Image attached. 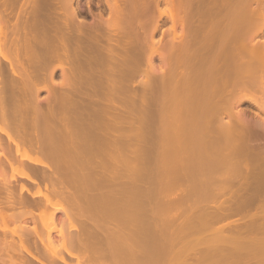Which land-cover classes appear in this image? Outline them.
Masks as SVG:
<instances>
[{
    "label": "bare ground",
    "instance_id": "bare-ground-1",
    "mask_svg": "<svg viewBox=\"0 0 264 264\" xmlns=\"http://www.w3.org/2000/svg\"><path fill=\"white\" fill-rule=\"evenodd\" d=\"M74 1L75 0H23L22 4L17 6L19 4L18 2V4L16 3V5L13 7V5L15 4V0H0V9L2 8L0 12L1 11L3 12V13L1 12L2 14H0V21H3L4 23H6L5 19H3L4 17H6L7 21L10 22L9 28L7 24H5L6 25L5 28H8L10 31V35H9L10 39H8L9 42H7V44L9 45L8 47L10 49L9 50L10 57L7 56L8 54L5 55L6 52L3 53V50L1 47V40H0V57L2 56V58L8 62L7 69H9L8 70L9 73L13 77L14 76L18 77V78L10 77V79L9 77H7L8 78L7 80L9 81H7L6 84L9 83L7 87H8V90L10 89L8 91L4 85L5 82L3 83V79L5 81L6 78H4V76L0 72V103H1V106L6 109V111L4 112L5 115L2 114L3 116L2 118H4L5 116L6 119H9L10 117V112L7 109V107L3 105L4 104L3 101L5 100L6 101L10 100L11 102L22 101L25 103L26 107L24 104L22 107V109L25 107V113H23V111H21V109L19 108L20 111L18 112L19 113L18 117L22 119H21L20 125L17 124L19 128V129L17 128V130H21L22 128L20 129V127H23V125L24 126L28 125L27 128H31L32 130V131L31 130L30 131L28 130V131L30 133H33V137H31L32 134H29L28 132L23 133L24 139L28 135H30V138L28 136L25 139V140L28 139V144H27L29 146L28 148L30 149V151L34 150L37 153L40 152L43 156L42 155L41 157H39V155L31 156L30 151H28L30 155L27 154L26 152L27 162L22 166L23 168H22L20 175H21V178L26 179L24 182H27L28 180L30 183L37 185L40 181H42L43 186H44V191L42 192L43 194L41 193L44 198L43 199L42 196H37L38 194L36 193V191H31L30 190L31 188H29L28 185L22 181L19 182L17 180L18 182L13 184L12 181L8 182L7 180H5L6 183L7 182L8 183L6 185L2 184L4 183L3 182L4 179L2 175H0L2 177V180L0 182L1 184L0 185V208H1L0 215H5L7 211L4 214H2V212H4L5 210H8L11 219L20 220V219H24L26 216H31V220H33V222L31 223L32 224L31 226H29L28 224H25L23 225L24 226L23 227L21 225L26 233L30 232L32 233V235H30L29 233L27 236L25 235L26 234L25 233L23 234L24 236L23 235L18 236L17 240H18L19 245L13 239L7 240L6 238L5 239L0 238L1 239L0 243L3 247L4 246L7 247L8 245L10 248H12L14 247L12 246V244L14 245L16 243L18 246H21V249L24 251L20 255L17 254V256L19 255L18 260L16 259L17 258L16 256H14L16 257L14 258L13 256L9 257L5 255L7 256L6 258H9L8 260L9 262L8 261L6 262L7 259L3 258V256L0 255V264L2 263H5V264H58V263L64 264L65 263L67 264L68 260L66 261L65 257L62 256V254L60 253L56 254L55 253L56 251L52 253L55 247L51 249L48 245H46V244L53 243L51 239L53 240L54 238L48 239V236L50 238L51 234L46 233L47 235L49 234L48 236L47 235L44 236L47 238L40 237L41 235L39 232V227L37 228L36 226L37 224L34 220L35 217L32 212L33 208L38 206L39 201L40 203L42 202L41 205L53 204L55 203V199L63 197V199L66 198V200L68 199L73 203L72 206H70V208L73 207L74 205V207H76L80 211L84 210V213L85 211L86 212L91 211L92 208H94L93 210L95 211L96 210L99 211L97 209L98 204H100L98 197L96 199L98 200L97 202H99L98 204L97 202H93L94 201L93 199H92L93 201H90L92 202L91 204L90 202H86V201L84 204V202H81L80 199L79 201L77 200L78 197L76 198V196L79 195L78 193H81V192L84 193L83 191H85L86 189L83 190L84 189L83 185L86 186L85 184H87L86 181H85L86 183L83 182L84 180L81 181L82 177L80 176L81 177L80 178L79 175L83 173L82 171L84 170L85 167L87 168L90 166V164H88L87 162L86 163L88 164V166H86L87 164L85 163V161L87 159L84 160V158L82 157L84 154L86 155L88 154L89 157H91L90 156L91 154L96 156L102 151L101 150L102 149V146H101L102 135L100 134L101 127L99 128V126L101 125L100 123L101 120L99 119L101 115L108 116L107 114H109L108 112L110 109L108 106L109 104L108 102H110L111 99L112 100L113 98L115 99L116 96H122V97L126 96V93H128V95L134 94V89L130 85L125 84L124 80L126 81V78H127L126 76L128 75L131 76L132 72L135 73V71L137 70L139 72V70L141 71V69L143 70L147 69L154 75L153 79H151L152 81L150 83L148 82L147 83L148 85L142 86L139 92L141 93L147 92L149 93L150 96L152 95L153 97L152 99H155V100L157 99L158 95H159L158 99L164 96V99L162 100L164 105H163V108L161 109L163 111H162V114H160L162 118L159 117V120L162 121V123L159 122L158 118L157 120L156 118H154L156 117V115H150L151 118L149 120V129L152 128L154 131H157V132L160 129H162V134L161 132L160 134L159 132L157 133L159 134V137H161L160 135H162L161 138L158 137V139L162 140L161 143H163V145L161 144L162 145V149L160 148L161 151L164 152L165 150V151H168V152L171 151L174 153L178 152L177 154H180L181 156L183 155L182 157H185V158L193 157V159H195V160H192V159L187 158L186 162H189L188 160H191L190 161L191 164H188V165H185V162H184L185 160H180L179 164H177V167L173 169V171L174 170L176 171L175 172L172 171V175L174 173L176 176L173 175V178H170L172 177L170 175V177L168 178L169 183L167 182L168 181L167 179L165 186H167L168 184L170 187V185H173L172 183H175L176 185L178 184L181 186H183L182 184L184 185L187 184V188H191L190 189L191 192L188 191L189 189L183 192H187L189 194L192 193L193 197L194 195L196 196V194L198 196L200 193H203L202 191L204 189L208 190L210 188V185L214 190V186L216 187V184L218 187L219 183L223 182L222 179L225 180L223 182L225 183L228 180L232 179L231 176L233 175L230 173H234V177H235L236 172L240 170V169L237 170L239 167L241 168V165L237 166L240 162L237 163L235 167L237 168L236 169L237 171L235 170V168H234L235 170L234 172L233 170L232 172H227L226 170V172L228 173L227 175V173L224 170L225 169L224 167H226L225 164L227 163L229 164V161H230V164H234V163H231L233 161L235 163L238 161V160L235 161V158L239 159V161L242 160L243 165L245 163H248V161L249 163L250 161L251 163L254 161L255 162L257 161L258 163H260L262 161L260 166H257V165H255L257 167L254 166L255 168H258V169H250V171H248L249 164L248 165L246 164L247 166L246 168L248 170H246L245 173L243 172L244 175L241 176L242 179H239L240 181L241 180L243 181L242 182L238 181V182L245 183V185L249 182V186L250 184L252 186V184H254L255 182L257 184L264 183V115H262V112H264V0H161L167 5L166 6L167 10L164 9L163 11L160 10L159 8L160 0H104L106 7H107V11H108L107 16L104 17L100 14L99 17H95L90 22L86 21L84 18H82L79 15L78 6L74 5ZM15 7L17 8V10H15ZM177 7L185 8L184 10H182L181 12L182 14L179 11L175 10L177 9ZM163 15L167 16L171 21V24L169 27L170 29L169 33L171 36L169 40H164L162 37H160L159 39H154V33L156 32L157 29H159L160 20ZM196 16L199 17L198 22L194 18ZM11 17H14L15 19L11 21V19H13ZM148 20H150L151 22L150 21L148 22ZM5 25L3 24V27ZM1 26L2 25H0V27ZM178 26H180L179 31L177 30ZM20 29L24 30L23 31L24 32L23 36L25 34L24 37L21 36V34L19 33ZM19 34H20V37H18ZM20 38L22 42H20ZM21 49H23V52H24L23 54L25 55L26 65L28 64V68L26 66L22 67L23 69L21 68L22 73L20 75L18 74L19 73L18 70L13 65V62L18 61V58H15L16 60H14L13 58H11V54H13L14 57L15 55L16 57H18L19 56L18 54H20ZM54 59H58L59 61H64L66 63V66H59V67L62 69L63 77L68 76V74H70L71 72L72 75L71 76L69 75V76L72 78L70 79L73 82L69 79V81H71V84H70L71 86L69 88H66L65 82H63L64 78L62 82H59L60 84L56 83L58 85L57 86L58 90L55 91L57 92L56 95L53 94V96H55L53 97V99L55 100V101L53 100L54 103L48 105L47 107H43L41 106V103L39 99L37 98L36 94L39 90L47 88L48 86L47 83H49V82H45V80H49V79H46L47 74H48V78L49 77L51 78L54 70L57 67V66H53L52 68L49 67L50 63ZM156 59L158 60L159 63L156 62ZM44 71L46 72L45 73L46 75H44V77L43 76L41 77L40 72L44 73ZM73 71L76 72V74L73 73ZM96 71H99L102 73V79H100L102 80L101 84L99 83L100 80L98 82V80H96L95 78H91L93 73ZM82 72H85V73L82 74ZM37 73L40 75H38ZM114 73L115 74L117 73L116 74L117 78L115 77L116 75ZM118 73H119V76H118ZM111 74L114 75L113 78H111L112 77ZM36 76L39 77L37 78L38 81L36 80ZM68 77H66V80ZM99 77L101 78V75L98 76V79ZM114 77L116 80L114 79ZM42 79H43L42 81L43 84L41 82ZM82 81L89 84L90 87L92 86L93 89L100 88V85H102L101 87L102 88V98L105 101L108 100L107 101L108 104L103 106L104 103H102V110H98L100 106L96 108L97 110H94V107H95L93 106L94 101L92 99L91 101L92 103H91L90 102L91 98H89L90 100L89 99L88 100L90 104H88L87 106L91 107V110H89L87 114H82V115L80 114V113H83L82 111H80L79 113L77 112L78 110H76L77 114L78 113L79 114L76 115L75 113V115L78 117L76 116L74 117L70 110H72L74 106H76L75 109L77 108V105L79 106V101L81 100H79L77 96L80 93L81 87H79L80 85L78 83H81ZM39 82H41L42 84V85L40 84L41 86L39 85ZM18 83L20 84L19 86H18ZM5 90H7L10 93L6 92ZM76 94L77 96H75ZM160 94H163V95L160 96ZM10 97L12 98L9 99ZM160 102L161 101L156 102V104L154 105H157V103H160ZM244 102H249L252 104L254 103L255 106L256 105L258 106L259 112L255 111L253 112V116L250 115L246 109L241 107V105ZM131 103H133V101ZM99 109H101V107ZM73 110L72 112L74 113ZM98 111H100L101 113ZM152 111L156 113L153 109ZM7 114H9V116H6ZM18 117L17 118L13 117L12 119L10 118V121L8 120L9 123L7 122L6 125L7 124L14 125L13 123H11V120L16 121L18 119L17 120L18 122L20 121ZM29 118L31 119V121L28 123L27 120L29 121L30 120ZM23 120H26V121H23ZM21 123L23 124L21 125ZM79 125H82L80 126L81 128L77 127L76 129V126H79ZM158 125H159V130L157 129ZM8 127H11V126H8ZM15 128L13 129L15 130ZM70 129H72L73 131L71 130L70 132L69 131ZM152 129L150 131L151 133H152ZM154 131H153V134H151V136L156 135L154 134L156 133ZM9 132L11 133L10 130ZM9 132L6 133L7 135L6 137L7 139H9L8 140L9 142L7 140H6L7 142L3 141L5 139L0 138V149L2 151L0 154V174H1L2 166L5 163H9L12 158V156L10 155V152L8 151L6 152L7 148H10L9 147L10 144L8 143L11 142L15 146L17 145V141L19 140V139L17 140V137H14L16 134L10 135ZM14 132H16V130ZM70 133L77 135L76 137L78 138L76 139L75 135H73L71 137L72 139H69V137L72 135ZM22 137L20 139H22L23 141L22 140L21 141L26 143L27 141H24ZM73 137L75 138V141L73 140ZM158 139L156 138L157 141ZM183 151H187L186 154L192 152L190 153L191 157L187 155L184 156L185 153ZM176 153L174 155H176ZM199 153L202 157H199ZM192 154L194 156H192ZM204 154L206 155L204 156ZM180 155L178 156L176 155V156L178 158H181ZM197 156H198V159H197ZM178 158H176L177 161H178ZM231 158H233V160ZM87 161L90 162L89 160ZM163 161H164L163 164H166L165 159ZM90 163H91V167L89 168L92 169L93 163L92 162ZM183 163H184V166H182ZM179 165L181 166L179 167ZM96 167L93 166V168H96ZM228 167H231V166H228ZM229 170L231 171V169ZM224 172L226 173L227 177L226 176L224 177L225 175ZM239 173H242L241 170ZM239 173L237 175H239ZM36 174L40 175V179H41L40 181L36 178L35 176ZM77 176L79 179L77 178ZM225 178H227L228 180L226 181ZM249 178H251L254 181L253 182L250 181L251 179ZM79 180L81 182H79ZM220 180L221 182H219ZM230 181H228L229 184L231 183ZM92 183L94 184L95 182H92ZM73 184L75 186L73 189L77 191L76 196H75L76 191L74 192L73 189L71 190V188H69V187H73L72 186ZM97 184L95 186H97ZM191 185L192 187H190ZM240 186L242 185L240 184ZM249 186H246V189H248ZM183 187L186 189V185ZM194 187L195 188L197 187L201 192L195 191L198 189L197 188L195 189ZM202 187L204 188L203 190H202ZM219 187H221V184ZM253 187H255V185H253ZM100 188H98L99 191H100ZM262 188H263V185H262ZM98 189L96 191H98ZM256 189L257 188H255V190ZM217 190L218 189H216V192ZM38 191L39 190H37V192ZM72 191L74 194L72 193ZM90 191H93V190H90ZM210 191L212 192V190ZM224 191L225 190L223 188L222 193ZM248 191L249 189L247 190V194H248ZM260 191L258 190V193H260ZM50 192L54 194H50ZM213 192L212 194H215ZM256 192L255 194H250L251 196L250 195L248 196L249 200L250 198L251 200L254 199V198L252 199V195L256 196L257 195ZM47 193L53 196H50ZM187 193H185V195ZM203 194L207 195L208 193H203ZM234 194L233 195L231 194V196H233L232 199H231V196L230 198H228L231 200L230 203L232 202V200L234 201V203L235 201L237 202V200H238V203L240 201L243 203V201L248 198L247 194H243L245 196L241 194L242 195L241 196L239 193L241 197L238 196L237 193L236 195ZM35 195L37 196V198L40 197L42 200L41 199L36 200L37 198L36 199L34 198ZM201 195L202 194L199 195V198L203 196ZM189 196L187 195L186 197L180 196L179 200L181 201L180 198L185 197V198H182V201L184 200L183 202H185L187 200L188 202L187 197ZM208 196H206L205 199L209 201V198H207ZM196 198L197 197H195L194 199L192 198V199L195 200ZM199 198L197 202H199ZM205 199H202L201 201L205 203L204 202ZM212 199L210 200L212 201ZM239 199L241 200L239 201ZM262 199L260 198L258 202L260 201L262 202ZM100 200L102 199L100 198ZM179 200L177 204L175 202L177 200L174 201L175 203L172 202L171 204H175V206L176 205L179 206L180 205ZM223 200H225L223 202L226 203L227 199H223ZM71 202L69 203L71 204ZM183 202H180V203H183ZM194 202H196V200ZM95 203L97 204V207ZM189 203L191 204V201ZM101 204L104 205V202L103 203L101 202ZM195 204L196 203H194V205ZM243 204L246 205V202ZM235 205L236 207L238 206L237 204ZM235 205L231 204L233 208H229L228 210L225 211L224 208L226 209V205L223 204L222 205V207L224 206L223 208L220 206L222 208L221 212H220L221 208L220 210H218L219 205L218 206L215 205V207L217 206L218 209H216L214 213L209 212L210 211L209 209L211 207L208 206L209 207L208 208L205 205L209 211H207L206 207H203V206L202 207L205 208L206 214L207 212L210 214L211 213L214 214L215 218L209 216L212 220L214 219L220 220L221 216H222V219H224L226 217V213H230V210L233 211L235 208ZM263 205L261 204L262 209H263ZM60 206L62 207L61 209H63L64 211L68 210L67 209L68 207L66 206L63 207L61 204ZM257 206L260 207V205H257ZM170 207H172V205ZM213 207L211 208V211H213ZM106 208L108 211L106 215L104 213L103 208L101 211L104 214L101 211L96 212L95 214V215H98V213L101 212V214L104 215V216L101 215L102 223H100L102 224L103 228L99 227V229L100 228H102V230L107 229L106 231H103L105 232V234L103 233L104 237L108 236L110 238V236L113 237L114 235L115 237L116 236L118 237L119 232H120L119 229H118L119 232L117 231L118 234L116 230H114V228L112 230L116 233H112V234L108 233V228L105 227V223L103 224V220L105 218H108L109 221L113 220V222H115L116 219L118 217H121L122 215L117 216L116 213H118V211L117 210L114 211V209H110L109 206H107ZM188 208L190 209V207ZM238 208L239 206L236 208V210ZM242 209L244 210V207ZM205 210H204V213H205ZM217 210H218V214H217ZM119 211L121 213V210ZM181 211L182 210L179 209L180 214L182 213ZM66 212L67 211H65L64 215H66ZM68 212H67V215H68ZM202 212L203 211H201V213ZM89 213L90 212H88V214ZM179 213H177V215ZM237 213L240 214L239 212ZM248 213L249 211L247 212L246 215H248ZM251 213L252 212H250L249 214ZM206 214L204 218L209 220L207 215H210V214H207V215ZM232 214H235V213L231 212V214H227V218H229L228 215L231 216ZM32 215L34 219L32 218ZM112 215L114 216V218H116L117 216V218L111 219L110 217L113 218ZM177 215L175 214V216ZM203 215L204 214L202 213V217ZM92 216H94V214H92ZM129 216H131V214ZM216 216L217 217L219 216V218H217ZM247 217L249 218V216ZM10 218L8 220H10ZM68 218L66 217V219ZM97 218H93V219L96 220ZM172 218H169L171 220L170 221L171 223L168 222L169 225L165 224L167 221H169V219L166 222L165 221L162 222L160 225L162 226L167 225L170 227V224H172L173 220H176L174 218L172 220ZM233 219H234V216H233ZM201 220H200V224L203 223V221L207 222V220L206 221L204 219L203 221ZM23 221L25 222V219ZM96 221H98V219ZM236 221H241V220L236 219ZM236 221L234 222L236 223ZM252 221H255V219L250 221V223H252L251 225H253L254 223ZM82 222H83V224L81 225L82 227L80 226V228H82V231L79 229V232H83L85 228L84 230L85 233L80 234L75 229L78 234H74V233L73 235L69 234L70 236L64 233L62 231V228L60 229H58V227L53 228L47 223H44V226L43 225L42 226L46 228L45 231L47 230V228H48L47 231H49V229L59 230V234L62 236L59 239L63 242L62 243L59 240L60 243H62L61 245L63 246V247L61 246L62 248L61 250H63V248L65 249V251H63L62 253L64 255V253L66 252L65 254L69 256H74V260H75V257L77 260L81 259V258L80 259L78 258L81 257L79 255H81V253L84 252V250H82L83 248L84 249L86 248L85 250H87V249H90V245H91V248L93 245V248L90 251L88 250L89 254L88 252L85 251L87 253L86 256L88 255L87 262L89 261V258H91L90 262H92L91 260L95 258L94 256L96 253L101 254L99 252L101 244H104L105 239L107 241L109 238L108 239L104 238L102 237L103 235L100 236L99 232H98L99 235L95 234L97 233V231H95V233L92 234L91 233L92 226L90 225H92L93 223L91 222L92 223L91 224L88 220L84 221V218ZM104 222H106V220ZM231 223L232 222H228L226 223V225L231 224ZM244 223H247V222H244ZM53 224L54 223H52L51 225ZM208 224L210 223L207 222L206 225ZM173 225H174V222L172 226ZM177 225H180L181 227H183L182 226L183 224H176V226ZM234 225L233 226L230 225V226L235 227L236 229V225H239L237 226L238 228L240 227L241 223L234 224ZM53 226H56V225H53ZM87 226H90V227L88 228ZM180 226H177V227H180ZM222 226L221 228L220 226L219 228L216 227L215 228L216 230L214 232H216L219 229H221L222 231V229L225 228V225H222ZM201 227H202V224H201ZM242 227L243 226H241L240 231H237V229L233 230L232 228L231 230L230 227H228L230 232L233 231V236H234V231H237L240 233L239 234L235 232V237L233 238H236L238 235L240 236L243 233ZM247 227L248 226H246V228ZM249 228L252 229L251 226ZM89 229L91 230L90 233H88V231H90ZM228 229L226 231H228ZM161 230L162 229H160V231ZM221 231L219 230V233ZM244 231L248 232V229L247 231L246 229ZM166 233L167 232L161 231L160 234H162L165 237ZM177 233H180L178 232V229H177ZM177 233L170 232L172 236L170 234L167 236L168 238L170 236L173 237L174 234H177ZM160 234H159V237L162 236ZM181 234L182 233L177 234V235H181ZM215 234H217V232ZM29 236L30 238L34 236V238L32 237V240L30 241ZM220 236L217 235V237H220ZM87 237H88V241L89 239H91L90 242L92 241V243H89L87 241ZM96 237L99 240L102 238V240L97 241L98 239H96ZM164 237H163V240L167 238V237L165 238ZM171 237L169 238L171 239L170 243L167 238L168 243L174 244ZM174 237L173 239H175ZM229 237H232V236H229ZM41 238H43L44 241L41 240ZM111 238L110 240L112 241ZM94 239H96V241H94L96 243L95 244L96 246H97V243H99L98 244L100 245L98 246L99 249L93 244ZM110 240H108L107 242H109ZM37 241H39L38 244L40 243L39 246L37 244ZM55 241L56 239L54 240V242ZM113 241L115 242V239ZM45 242H48V243H45ZM87 242L89 244L88 246L89 248L86 247V245H88ZM41 244H43L46 247L45 249H47L49 252L44 251L43 247H41L43 249L41 250L39 248L40 246H43ZM105 245H107V243ZM47 246L51 250L48 249ZM69 247L70 248L74 247L75 249L77 248L78 250V251L76 250L77 253L75 249L71 250ZM112 247L113 246L111 244V249ZM94 248L95 250L98 249L99 251L96 250L98 252H93L92 250ZM14 249L15 251H17L15 247ZM58 250L60 251V247ZM115 250H111V253L112 251L114 252ZM92 252L94 256L90 255ZM165 252H168V249ZM1 253H4V251ZM116 253H119V252H116ZM99 254H97L96 256L97 259L99 257L98 256ZM160 255L162 256V254ZM84 256H82L83 257L82 260L83 262H86V260L84 261V259H86L84 258ZM105 256H107L106 253H105ZM117 256L119 257L120 255L117 254ZM117 256L115 255L116 258ZM163 256H165V254ZM95 260H93V262L90 264H93L94 262L96 264L97 260L96 261ZM57 261H60L61 263ZM77 262L78 264L80 263L79 261L75 260V264H77ZM68 264H71V263L68 262Z\"/></svg>",
    "mask_w": 264,
    "mask_h": 264
},
{
    "label": "rangeland",
    "instance_id": "rangeland-1",
    "mask_svg": "<svg viewBox=\"0 0 264 264\" xmlns=\"http://www.w3.org/2000/svg\"><path fill=\"white\" fill-rule=\"evenodd\" d=\"M18 2H19V4H18ZM22 2H23V0H20V1L15 0V4L13 5V7L16 5V3L18 4L17 6H19L20 4H22ZM74 5L78 6L79 15L88 22L92 21L95 17H99L100 14L104 17H106L108 14L107 7H106L104 0H75ZM159 5H160L159 6L160 10H162V11L164 9L167 10V8H166L167 5L164 2H162L161 0H160ZM184 9L185 8H178L177 7V9H175V10L179 11L181 13L182 10H184ZM0 10H2V8ZM15 10H17L16 7H15ZM1 12H0V14L3 13V12L2 13ZM11 18H13V19H11V21H13L15 19L14 17H11ZM194 18L198 22L199 17L196 16ZM3 19H5L6 23H4L3 21H0V23L2 22L0 24V25H2L0 27L1 28L0 29L1 47H2L3 53L6 52L5 55L8 54L7 56L10 57V51H9L10 49L8 47L9 45L7 44V42H9L8 39H10V37H9L10 31L8 29L10 22L7 21L6 17H4ZM150 19H151V17H150ZM208 20H206V21H208ZM149 21L150 20H148V22ZM3 24L4 25L7 24L8 28H5L6 25L3 27ZM170 24H171L170 19L167 16L163 15L161 17V20H160L159 29H157L156 32L154 33V39H159L160 37H162L164 40H169L170 36H171L169 33ZM6 29H8V30H6ZM21 29H20L19 33L21 34V36H23L24 30H21ZM177 30L178 31L180 30V26L177 27ZM161 32H162V34H161ZM20 34L18 35V37H20ZM24 36H25V34H24ZM23 37H21V38H23ZM21 38H20V42H22ZM23 53H24L23 49H21V52H20V54H18L19 55L18 57H16V55L14 57V55L11 54V58H13L14 60H16L15 58H18V61H14L13 65L18 70V72H19L18 74H20V75L22 73L21 72L22 67L26 66L28 68V64L26 65V58H25V55ZM156 62L159 63L157 59H156ZM7 65H8V62L5 61V59H3L1 56L0 57V72L4 76V78H6L5 81L3 79V83L5 82L4 83L5 88H7V90H8L7 86L9 83L8 84H6V83L9 80H7L8 79L7 77H9V79H10V77H13V76L9 73V71H8L9 69H7L8 68ZM53 66H57V67L54 70L51 78L50 77L48 78V74H47L46 79H49V80H45V82H49V83H47L48 84L47 88L39 90L36 94L37 98L39 99V101L41 103V106H43V107H47L48 105L54 103L55 100L53 99V97H55V96H53V94L54 95L57 94V92H55L58 90L57 84L59 82H62L63 78H64L63 82H65L66 88H69L71 86L70 85L71 81H72L71 80L72 78L70 77L72 75L71 72H70V74H68V76L70 75L69 77L68 76L63 77L62 69L59 67V66H66V63L64 61H59L58 59H54L50 63L49 67L52 68ZM45 73L46 72L44 71V73L40 72L41 75L38 73L37 74L40 75L41 77L42 76L44 77V75H46ZM73 73L76 74V72H74V71H73ZM83 73H85V72H82V74ZM100 73L101 72H99V71L94 72L93 73L94 76L92 75L91 78H95L99 82V80L102 79V73L101 74ZM66 75H67V73H66ZM100 75H101V78L99 77V79H98V76H100ZM37 76H36V80H37V78H39ZM113 76L114 75H112V77L111 76L110 77L113 78ZM118 76H119V73H118ZM128 76H126L127 78H126V81L124 80V82H125V84L130 85L134 89L135 95L134 94L128 95V93H126V96H123L124 99L122 96H116V98L115 99L113 98V100L111 99V101L108 102L109 103L108 104L107 103L108 100L105 101L102 98V88H101L102 85H100V88H95L96 89V91H95V89H93L92 86L90 87L89 84L82 81L81 83H78L80 85L79 87H81V90L79 88L80 93L78 96H77V94L75 95L78 97L79 100H81V101H79V106L77 105L76 109H75L76 106H74V108H72V110L75 109V110H73L74 113L72 112V110H70L74 117L76 115H78L80 113V111L83 112V113H80L81 115L87 114V112H89V110H91V107L87 106L88 104H90L89 98H91L90 102L92 101V99L94 101L93 102V104H94L93 106H95L94 110H97L96 108H98L99 106L101 107V109H99L100 108L99 107L98 110H102V103H104L103 106L108 104V106L110 108L109 112H108L109 114H107L108 116H103L100 114L101 117L99 119V120H101V122H100L101 125L99 126V128L101 127L100 128V132H101L100 134L102 135V143H101V146H102L101 150L102 151L99 154H97L96 156L91 154L90 155L91 157H89L88 154L87 155L84 154L82 157V158H84V160L87 159L93 163L92 169H91V168H89V167H91V163L86 160L85 163L87 162L88 164H90V166L87 168L85 167L84 170L82 171L83 173H81L79 175V177L80 176L82 177V178L80 177L82 179V180L80 179L81 181L84 180L83 182H85V181L87 182V184H85L86 186L83 185V187H84L83 190H85V189L86 190L83 191L84 193H82V192L78 193L80 196L83 194L80 197L79 195L76 196L77 191L73 189L75 187L74 184L72 185L73 187H69L71 185H69L68 187L71 188V190L73 189L74 192L76 191L75 196H76V198L78 197L77 200L79 201V199H80L81 202H84V204H85V201L90 202V201L94 200L93 202H97L98 200H96V199L98 197L100 204H101V202L102 203L104 202V205L101 204V205H103V206H101L100 204H98L99 202H97L99 208L97 207L96 203H95V205L99 211H101L103 208L105 215L108 212L107 208H106L107 206H109L110 209H114V211L117 210L118 213H120L119 210H121V213L120 214L116 213V215L117 216L122 215L123 217L122 216L118 217L119 218L118 219L116 216V218L118 220L116 218H114L113 215H112L113 218L110 217L111 219H116L117 222L116 221L113 222V220L109 221L108 218H105L103 220V224L105 223V227L108 228V233H110V234L116 233L119 229V231H120V232L118 231L119 232V235H118L119 238L117 236H116L117 237L116 238L115 235L113 237L110 236V238L112 237L111 238L112 241H111L108 236L104 237L103 233L105 234V232H103V231H106L107 229L105 228L106 230H102L103 226H102V224H100V223H102L101 215L104 216L103 215L104 213L102 211L101 212L103 214H101V212H100V213H98V215H95L96 212H99V211L93 210L94 208H92L91 211H88V212H90L89 214L86 211L84 213V210L80 211L79 209L74 207V205H73L74 209H73V207L70 208V206H72L73 203L68 199L66 200V198L63 199V197L55 199V203H53V204L41 205L42 202L40 203V201H39L38 202L39 207L37 206V207L33 208L32 212H33L35 219H34L33 215H32V218L35 220L37 225L35 223L34 224L37 226V228L39 227V232L41 235L40 237L47 238L44 236L47 235L46 233H50L51 234L50 238L48 236L49 234L47 236H48V239L54 238L53 240L51 239V241H53V243L51 242L52 244H46V245H48L51 249L53 247H55L53 249L52 253H54V251H56L55 252L56 254L57 253L62 254V256L65 257L66 261L68 260V262L71 264H75V260L79 261L80 262L79 264H83V263L84 264H90L95 259L97 260V261L95 260L97 262L96 264H114V263L117 264L118 262H119L118 264H264V205H263L264 204V183L257 184L255 182L256 184L254 183V184H252V186L250 184V186H249V182L245 185V183H240L243 180H241V181L239 180V179H242L241 176L244 175L243 172L245 173V171L248 169H249L248 171H250V169H258L255 167L260 166L262 161L260 160L261 161L260 163H258L257 161L256 162L254 161V162H252L253 164L251 163V161H250L251 164L249 163V161H248V163H245V161H244L245 164L243 165L242 160L239 161V159L235 158V161L238 160L236 163L233 161L231 163H234V164H230V161H229V164L227 163L228 165L225 164L226 165V167H224L225 172H226V170H227V172H232V170L234 172L237 169V168H235L237 163L240 162L237 166L241 165V168L239 167L237 170L240 169L242 173H239L240 170L238 172H236V175L239 173V175H237V177H236V175L234 177V173H230L233 175V176H231V178H232V179H230L231 181L228 180L227 178H225L226 181L228 180L231 182L230 183L231 185L229 184L228 181L223 183L225 181L224 179H222L223 184L219 183V182H221V180L219 182H217V183H219V186L221 184V187L224 188L225 191L223 193H222L223 188H221L219 186L217 187V184H216V187L214 186V190L211 187V185H210L211 189L209 188L210 190H212V192L214 191L213 193H215V194H212V192L208 188H207L208 190H205L202 187V190L204 189L202 192L208 193L209 196H208V194L206 195V194L200 193L203 195V196L201 195L202 196L201 198H199L200 194L197 196V194H196L197 192L195 193L196 196L193 193L194 197L192 196V193H190L191 194L190 195L187 192H183V191H187V189H189L188 191L191 192L190 191L191 188H187V184H185L186 189L183 187V186H185L184 184H182L183 186H181L178 184L176 185L175 183H172V182L171 183L173 185H170V187L168 184H167V186H165V183H166L167 179L170 177V175L172 176L170 178H173V175L176 176L174 173L172 175V171L174 168L177 167V164H179V161L185 160L184 161L185 165H188V164H191V162H190L191 160H188L190 163L186 162L188 157L187 158L182 157L183 155L181 156L180 154H177L178 152L177 153L175 152V153L177 156L180 155L181 158H178L176 155H174L175 154L174 152H171V151L168 152L165 150H164V152L161 151L163 143H161L162 140L158 139V137H159L160 132L162 134V129L159 130V125L157 126V129L159 130L158 131L159 134H157L158 132L154 131L152 128L149 129V120L151 118L150 115H156V117H154V118H156V120H157V118L159 120V117L162 118L160 114H162V111H163L161 109L163 108V105H164V103L162 102V100L164 99V96H162V98L160 97V99H158V96H159L158 95L157 99L155 100V99H152L153 97H152V95L150 96L149 93H147V92L141 93L139 91H140V88L142 86H146V85H148L147 84L148 82L150 83L152 81L151 79H153L154 75L147 69H145V70L141 69V71L139 70V72H138V70H137V71H135V73L132 72L131 76L130 75H128ZM16 77L14 76L13 78H16ZM66 77H68L67 80H66ZM115 77L117 78V75ZM115 77H114V79H115ZM69 79L71 81H69ZM42 81H43V79L41 80V82ZM41 82H39V85L41 84ZM101 82H102V80H100L99 83L101 84ZM126 82H128V83H126ZM42 84H43V82H42ZM115 84H116V82H115ZM19 85L20 84L18 83V86ZM52 88H54V89H52ZM7 90H5V91L8 92L10 89L8 91ZM136 92H137V94H136ZM8 93H10V92H8ZM87 95H89V96H87ZM161 95H163V94H160V96ZM86 97H88V98H86ZM11 98L12 97H10L9 99H11ZM131 99H132L133 103H131L132 102ZM103 101H105V102H103ZM153 101H154V103H153ZM159 101H161V102L157 103V105H154V104H156V102H159ZM3 102H4V104L3 103L2 104L5 105V107H7V109L10 112V117H9V119H6L5 116H4V118H2L3 117L2 114L5 115L4 112L6 111V109L3 108L1 106V103H0V109H1V111H0V114H1L0 115V138L5 139L3 141H6V140L8 141L9 139H7L6 133H8L10 130L11 131V133L9 132L10 135L16 134L14 137H17V140L19 139L18 141L16 140L17 141V145H15L16 147L14 146V144H12L10 142L8 144H10L11 146L9 145L10 148H7V150H6V152L7 151L10 152V155L12 156L10 162L5 163L1 169L0 175H2V177L4 179L3 180L4 183H2V184L6 185L8 182H11V181L14 184L18 181L24 182L26 180V179L21 178V175H20L22 168H23L22 166L27 162L26 155L29 154L28 151H30V149L28 148L29 146L27 145L28 139L27 140H25V139L28 136L30 138V135H28V133L32 134L31 137H33V133L29 132L31 130V128H27L28 125H25V126L23 125V127H20V129L22 128L21 130H17V128H18L17 124L20 125V122L22 119V118L18 117V115H19L18 112L20 111L19 108L21 109V111H23V113H25V107H26L25 103L22 101H20V102H16V101L14 102L13 101L14 102L13 103L10 100H8V101L5 100ZM5 103H7V104H5ZM23 104L25 105V107L22 109ZM95 104H97V105H95ZM156 106L158 107V109ZM241 107L246 109L247 112L252 116H253V112H255V111L259 112L258 106L257 105L255 106L254 103L252 104L249 102H244L241 105ZM152 109L156 113H154L152 111ZM76 110H78L77 111V112H79L78 114H77ZM98 112H100V111H98ZM75 113H76V115H75ZM157 114H158V116H157ZM262 115H264V112H262ZM6 116H9V114H7ZM13 117L14 118L18 117L20 119V121H18L19 123L17 122V120H18L17 119L16 121L14 120L15 123L13 120H11V123H13L14 125L16 124L15 126L11 125V124L6 125L7 122L9 123L10 118L12 119ZM76 117H78V116H76ZM23 121H26V120H23ZM30 121H31V119L29 121L27 120L28 123ZM151 121H152V119H151ZM159 122L162 123V121H160V120H159ZM22 124L23 123H21V125ZM8 126H11V127H8ZM80 126H82V125L76 126V129H77V127L81 128ZM13 128H15L17 133L14 132L15 130ZM72 129H74V128H72ZM72 129H70L69 131L71 132ZM76 129H74V130H76ZM151 129H152V133L150 132ZM153 131L156 132V133H154V134H156L155 136H151V134H153ZM19 132H20V134H19ZM24 132H28L27 133L28 136L25 139L23 136ZM70 134H72V135L70 136ZM70 134H69V136H70L69 139H72L71 137L75 134H73V133H70ZM25 136H26V134H25ZM76 136L77 135H75V137ZM160 136L162 137V135H160ZM21 137L24 139V141H27V142L26 143L22 142L23 140L20 139ZM154 137H156L158 139V141ZM161 137H159V138H161ZM77 138L78 137H76V139ZM153 138H154V140H153ZM73 140L75 141L74 137H73ZM160 145H161V147H160ZM1 152L2 151L0 149V154H1ZM26 152H27V154H26ZM183 152L185 153V154L183 153L184 156L187 155V156L191 157L190 153H192V152L188 153L190 155L186 154L187 151H183ZM39 153L35 152L34 150L30 151L31 156L32 155H35V156L39 155V157H41L42 154L41 153L39 154ZM200 153H199V157H202L200 155ZM193 154H192V156L195 155V154L194 155ZM205 155L206 154H204V156ZM176 158H178V161L176 160ZM164 159L166 161L167 166H166V164H163ZM188 159L195 160V159H193V157L188 158ZM197 159H198V156H197ZM231 159L233 160V158H231ZM176 161H177V163H176ZM88 164L86 166H88ZM246 164L247 165L249 164L248 169L246 168L247 167ZM255 165H257V166H255ZM93 166L94 167L97 166L96 167L97 169L93 168ZM180 166L181 165H179V167ZM182 166H184V163L182 164ZM228 166H231V167H228ZM252 167H254V168H252ZM227 168L231 169V171ZM234 168H235V170H234ZM175 171L176 170H174L173 172H175ZM224 173H223V175H224ZM226 173H225L224 177L226 176ZM227 175H228V173H227ZM35 176L39 181L41 180L39 174H36ZM2 177L0 176V182L2 180ZM233 177H234V179H233ZM239 177H241V178H239ZM77 178H78V176H77ZM77 178H76V180H77ZM249 179H251V178H249ZM249 179H247V180H249ZM5 180H7L8 182L6 183ZM80 180H79V182H81ZM87 180H89V181H87ZM236 181H237V183H236ZM238 181H240V182H238ZM250 181L253 182L254 180L251 179ZM27 182H24V183L27 184L29 188H31L30 189L31 191H36V193L38 194V195L36 194L37 196H42V194H43L42 192L44 191V186H43L42 181H40L37 185L30 183L28 180H27ZM90 182L91 183L95 182V183L91 184ZM167 182L169 183V179ZM245 182H246V180H245ZM261 182H263V181H261ZM97 183L100 185H98ZM81 184H83V183H81ZM96 184H97V186H95ZM240 184L242 186H240ZM253 185H255V187H253ZM259 185L261 186V188L263 185V188L261 189ZM100 186H101V188H100ZM244 186H245V188H244ZM246 186H249L248 189L250 192L248 191V194H247L248 189H246ZM190 187H192V185ZM42 188H43V190H42ZM88 188H90V189H88ZM98 188H100V191ZM255 188H257V189L255 190ZM97 189H98V191H96ZM216 189H218L217 192H216ZM37 190H39V191L37 192ZM90 190H93V191H90ZM251 190L252 191L254 190L255 192L257 191L256 192L257 197L252 195V199L254 198L253 200H251V198L249 200V197H248L250 194H255V192L253 191L254 192L253 193ZM258 190L259 191L261 190L260 193H258ZM73 191H72V193H73ZM195 191L199 192L200 190L198 189ZM185 193H187L186 194L187 196L190 195L189 197H187L188 202H187V200L185 202H183L184 200L182 201V198L186 197ZM236 193L238 196H240L241 194L242 195L247 194L248 198L243 201V203L246 202V205L240 201L241 199H239V201L242 203L243 206L241 205L240 202L238 203V200H237V202L235 201V203L232 200V202L230 203L231 200L228 198H230L231 194L236 195ZM239 193H240V195H239ZM47 194H49V193H47ZM50 194H54V193L50 192ZM227 194H229V195H227ZM36 195L34 197L35 199L37 198ZM204 195L208 196L207 198H209V201L205 199L206 196H204ZM50 196H53V195H50ZM180 196H185V197L180 198L181 199V201H180L179 200ZM243 196H245V195H243ZM260 196H262V197H260ZM195 197H197L195 199L196 202H194L195 200H193ZM42 198H43V196H42ZM100 198L102 200H100ZM190 198H191V200H190ZM198 198H199V202H197ZM232 198H233V196H231V199ZM260 198L261 199L263 198L262 202L261 201L258 202L260 200ZM38 199L40 200L41 198L39 197L36 200H38ZM86 199H88V200H86ZM202 199H205L204 200L205 203H203V201H201ZM210 199H212V201ZM221 199H222V201H221ZM223 199H227L226 203L223 202V201H225ZM175 200H177V201H175ZM178 200H179V204H180L179 206L180 207L178 205L175 206V204H171L174 201L177 204ZM189 200L191 201V204L189 203L190 202ZM68 201L71 202V204ZM249 201H251L252 203ZM180 202H183V203H180ZM91 203L92 202H90V204ZM194 203H196V204L194 205ZM60 204L63 207L64 206L68 207L67 208L68 210H65L67 212L69 211L68 215L66 212L67 216L64 215L65 211L63 209H61L62 207L60 206ZM182 204L183 205L185 204V205L183 206ZM223 204L226 205V209L224 208L225 211L228 210L229 208H233V206H231V204H233V205L237 204L240 209L238 208L236 210V208L238 206L236 207V205H235L234 210L233 211L230 210V213H226V217L224 216L225 217L224 219H222V216H221L220 220L219 219L215 220L213 213L215 212L216 209H218L217 208L218 205H219L218 210H220V208L222 207ZM261 204L263 205V209L261 207ZM105 205H106V207H105ZM112 205H113V207L114 206L115 207L113 208ZM117 205H118V207H117ZM171 205H172V207H170ZM189 205H191V206H189ZM199 205H201V206H199ZM205 205L207 207L209 206L211 208L214 206L213 211H211V208L209 209L210 210L209 211L208 210L209 207L207 208ZM215 205H217V206L215 207ZM257 205H260V207ZM198 206H199V208H198ZM202 206L206 207L207 211L213 212V213L210 214L207 212V214H210V215H207L205 208H203ZM116 207H117V209H116ZM188 207H190V209ZM243 207H244V210L242 209ZM222 208H221L220 212L222 211ZM2 209H4V208H2ZM179 209L182 210L181 214L179 213ZM187 209H189V210H187ZM70 210L72 213L70 212ZM204 210H205V213H204ZM218 210H217V214H218ZM201 211H203L202 212L204 214L203 217H202ZM248 211H249V213L250 212H252V213L251 214L248 213V215H246ZM1 212H2V210H1ZM220 212H219V214H220ZM231 212L232 213L234 212L235 214H232L231 215L232 217L228 215L229 218H227V214H231ZM237 212H239L240 214H238ZM4 213H5V215H0V238H2V239L6 238L7 240L13 239L19 245L18 240H17L18 236H22L23 234L26 233L23 229V227H24L23 225L28 224L29 226H31L32 225L31 223L33 222V220H31V216H26L24 218L25 222L23 221L24 219H20V220L15 219L14 220V219L10 218L8 210H5L4 212H2V214H4ZM91 213L94 214V216H92ZM109 213H110V211H109ZM128 213H129V215L131 214V216H129ZM177 213H179L178 214L179 217H178ZM255 213L256 214L258 213V214L256 215ZM71 214H73V215H71ZM175 214L177 216H175ZM205 214L208 216L209 220L204 218ZM252 214L254 215V217ZM65 216L67 218L69 216V218H68L69 220L66 219ZM171 216L172 217L175 216L176 218L175 217H173V218L176 220L178 219V220L177 221L173 220V218ZM207 216H206V218H207ZM209 216L214 217L213 218L214 220H212ZM233 216H234V219H233ZM247 216H249L250 219ZM82 217L84 218V221L88 220L90 223L91 222L93 223V224L91 223L92 225H90V226H92V228H91L92 232L89 229L90 231H88V233L91 232L92 234H94L95 231H97V233H95V234L99 235L98 234V232H99L100 236L103 235L102 237L107 238V239L109 238L108 240H110L109 242H107L108 240L106 241V239H105V241H104L105 243L103 242L104 244H101L102 242L100 243L101 246L98 245L99 243H97V246L95 245L96 243L94 241H96V239H98L97 237H96V239L93 240V242H94L93 244L96 247L100 246V251L98 250L99 247L96 250H98L102 255L99 253H96L94 256L93 252H98L95 250V248H96L95 247L92 250L93 252L90 254L91 256L95 257V258L92 257L93 258L91 260L92 262H90L91 258H89V261L87 262L88 255L86 256V254H87L86 252H88V254H89V251L93 248V245H92V248L90 245V249H87V250H85L86 248L85 249L80 248V249L84 250V252H82L81 255H79L81 257L78 256L79 257L78 259H80V258L81 259L77 260L75 257V260H74V256H69V255L65 254L66 252L63 255L62 252L65 251V249L63 248V250H61L62 249L61 244L63 242L59 239L62 236L59 234V230L53 229L56 227H58V229L62 228V231L64 233H66L68 236L73 235V233L74 234H78V233L84 234L85 228H84L83 232H79V229L82 231V228H80V226L83 224V222H82L83 218ZM9 218H10V220H8ZM93 218H97L98 221H96L97 219L95 220ZM169 218H172L175 226H176V224H183L182 225L183 227H181L180 225H177L180 227H177V226L175 227L174 225L172 226L173 222H172V224H170V227L167 225H163V226L160 225L162 222H164V221L166 222ZM202 218L205 221L207 220L208 223H210V224H208L209 226L206 225L207 222H204ZM217 218H219V216ZM236 219L241 220V221H236ZM254 219H255V221H252L254 223H253V225H251L252 223H250V221L254 220ZM105 220H106V222H104ZM200 220L203 221V223H204V225H203V223H201L202 227L200 224ZM233 220L236 221V223ZM242 220L244 222H247V223H244ZM170 221L171 220L169 219V221H167L165 224H168V222L171 223ZM213 221H214V223H213ZM228 222H232V223L226 225V223H228ZM44 223H47L48 225L53 227L52 228L53 230L49 229V231H50L49 232V231H47L48 230V228H47V230L45 231L46 228L43 227ZM52 223H54L53 225H56V226L51 225ZM96 223L98 226L96 225ZM240 223H241V225H240V227H238L239 229L237 228V226H239V225H236L237 231H240L241 226H243L246 229V231L248 229V232H245L244 231L245 229L242 227L243 233L240 236L239 235L237 236V234H236L237 237L233 238V237H235V232H237V231H234V236H233V231L230 232L228 227H230V229L232 228L233 230H236L235 227H232V226L234 224H240ZM249 224L252 227V229L249 228L250 227ZM222 225H225V228L222 229L223 232L221 231V229H219L221 232L219 233V230H217L216 231L217 234H215L216 233V232H214L216 230L215 228L216 227L219 228V226L221 228ZM230 225H232V226H230ZM90 226H87V227L89 228ZM164 226H165V228H164ZM246 226H248V227L246 228ZM99 227H102V228H100L101 230L99 229ZM222 227H224V226H222ZM113 228H114V230H116V232H114L112 230ZM176 228L178 229V232L182 233L181 235H177L180 233H177ZM75 229L77 230L78 233L76 232ZM160 229H162L161 230L162 232H167L166 236H165L167 238H168L167 235H169L170 232H174V233L176 232L177 233V234H174L175 237L173 236L176 239V241H175V239H173V237H171L173 233L170 234L171 235L170 237L172 238V240L174 242V244L172 243L173 245L169 244L171 242V239H169L170 237L168 238V240H169V243H168L167 238H165L162 234H160L161 233ZM227 229H228V231H226ZM93 230H94V232H93ZM110 230H112V231H110ZM249 230H251V231H249ZM118 232H117V234H118ZM29 233H26L25 235L28 236ZM43 233H45V234H43ZM88 233H86V234H88ZM120 233H122V234H120ZM227 233H228V235H227ZM237 233H239V232H237ZM66 234H64V235H66ZM159 234L162 235L166 239V241H165V239L163 240L162 236L159 237ZM30 235H32V233H30ZM215 235H216V237H215ZM217 235L220 237H217ZM225 235H227L228 237ZM229 236H232V237H229ZM32 237L34 238V236H32ZM32 237L30 238V236H29L30 241L32 240ZM43 238H41V240L44 241ZM55 239H56V241H55L56 243L54 242ZM114 239H115V242L113 241ZM59 240L62 243H60ZM90 240L91 239H89V241H88V237H87V241L89 243H92V241L90 242ZM101 240H102V238L100 240L98 239L97 241H101ZM38 242L39 241H37V244H38ZM88 242H87V244H88ZM16 243L14 245L12 244V246H14L17 249V251L19 250L18 252H20V253L15 251L14 247L10 248L8 245H7V247L6 246L3 247L0 243V249H1L0 251L1 252L4 251V253L0 252L1 253L0 255H2L3 258L7 259L6 262L9 260V258H6L7 256H9V257L10 256H13V257L16 256L17 258L16 257H14V258H16L18 260L19 255L24 252L21 249V246H18ZM45 243H48V242H45ZM106 243H107V245H105ZM39 244H38V246H39ZM54 244H56V245H54ZM111 244L113 246L112 249H111ZM41 245H43V244H41ZM166 245H167V247H166ZM48 246H47V248H48ZM88 246H89V244L86 245V247H88ZM172 246H173V248H172ZM41 247L44 248V251H48L47 249H45L46 247L44 245L39 247L41 250H43ZM59 247H60V251L58 250ZM50 248H48V249H50ZM70 249L74 250L75 248L73 247ZM115 249H117V250H115ZM167 249H168V252H165V251H167ZM76 250H77V248L75 249V251ZM111 250H115L114 251L115 253L116 252H119V253L115 254L112 251V253H113V255H112ZM77 251H76V253H77ZM162 251L165 253H163ZM6 252H8V253H6ZM120 252H121V254H120ZM105 253L107 254V256H105ZM17 254H19V255L17 256ZM97 254H99L98 259L96 258ZM117 254L120 256L118 257ZM160 254H162V256ZM164 254H165V256H163ZM5 255H7V256H5ZM115 255L117 256V258L115 257ZM59 256H61V255H59ZM82 256H84V258H86V259H84V261L86 260V262H83ZM100 256H102V257H100ZM110 258H112V259H110ZM57 262H60V261H57ZM68 262H67V264H68ZM2 264H5V263H2ZM77 264H78V262H77ZM93 264H95V262Z\"/></svg>",
    "mask_w": 264,
    "mask_h": 264
}]
</instances>
